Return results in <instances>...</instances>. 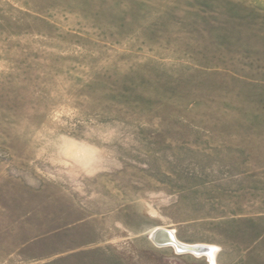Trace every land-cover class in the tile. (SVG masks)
Segmentation results:
<instances>
[{"label":"rangeland","instance_id":"1","mask_svg":"<svg viewBox=\"0 0 264 264\" xmlns=\"http://www.w3.org/2000/svg\"><path fill=\"white\" fill-rule=\"evenodd\" d=\"M0 264H264V0H0Z\"/></svg>","mask_w":264,"mask_h":264},{"label":"bare ground","instance_id":"2","mask_svg":"<svg viewBox=\"0 0 264 264\" xmlns=\"http://www.w3.org/2000/svg\"><path fill=\"white\" fill-rule=\"evenodd\" d=\"M156 238L160 241H163L165 243H172L173 241L177 242L181 247H190V248H195L198 249V252H204L202 250H204L205 246L204 245H190V244H182L181 242H179L175 236L172 233H168L167 231H160ZM209 247V246H208ZM211 249V248H210ZM206 253V252H205ZM200 254V253H198ZM211 254V253H210ZM209 254V255H210Z\"/></svg>","mask_w":264,"mask_h":264},{"label":"water","instance_id":"3","mask_svg":"<svg viewBox=\"0 0 264 264\" xmlns=\"http://www.w3.org/2000/svg\"><path fill=\"white\" fill-rule=\"evenodd\" d=\"M153 240L155 241V243L159 244V245H163L165 244V242L158 240L156 237L152 236ZM171 245H174L178 251L181 252H185V251H189V252H193V253H198V249L195 248H190V247H181L177 242L173 241Z\"/></svg>","mask_w":264,"mask_h":264},{"label":"crops","instance_id":"4","mask_svg":"<svg viewBox=\"0 0 264 264\" xmlns=\"http://www.w3.org/2000/svg\"><path fill=\"white\" fill-rule=\"evenodd\" d=\"M175 236V235H174ZM162 246H164V245H162Z\"/></svg>","mask_w":264,"mask_h":264}]
</instances>
